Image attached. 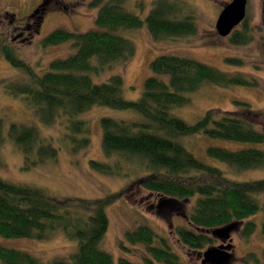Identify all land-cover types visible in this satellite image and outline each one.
<instances>
[{
	"label": "trees",
	"instance_id": "1",
	"mask_svg": "<svg viewBox=\"0 0 264 264\" xmlns=\"http://www.w3.org/2000/svg\"><path fill=\"white\" fill-rule=\"evenodd\" d=\"M57 2L60 0H42L29 18L30 21L36 18V33L48 8L66 10L65 6H56ZM128 2L91 0L89 7L98 10L93 29L82 33L55 29L48 33L40 46L71 42L75 51L65 59L52 61L43 75L35 73L19 58L8 36L0 45L4 59L27 77L8 85L7 93L20 99L39 123L45 126L59 123L64 129L62 139L71 146V153L87 150L91 144L88 124L75 120V116L94 106L133 112L135 117L129 120H100L102 151L107 161H90L89 165L106 176H138L121 192L98 199L52 197L40 188L0 178V237L48 241L61 234L74 244L68 260L56 259L51 263L0 244V264H115L113 256L101 248L109 227L106 209L121 197L130 200L128 194L133 188L137 194L145 193L155 200V206L151 207L155 214L184 216L186 224L177 227L175 234L190 250H203L218 240L229 242L232 232L239 229L240 236L248 240L256 230V224L249 219L264 212V203L261 205L258 198L264 194V179H231L220 169L197 159L181 140L203 135L239 144L264 145V131L232 113L208 110L196 123L188 124L176 117L173 110L186 107L190 95L207 84L227 88L259 87V83L241 73H225L197 60L171 54L160 55L150 62V75L137 100L123 98L125 87L120 74H113L102 83L94 82L92 76L113 71L134 56L135 45L122 35L124 31L145 26L155 42L197 33L194 13L180 0H154L144 19L127 11ZM139 6L143 8V3ZM228 38L241 46L253 41L247 18L242 29L235 28ZM226 61L242 63L235 59ZM241 106L249 107L244 103ZM3 126L0 119V145L4 142ZM7 135L23 155L24 171L57 159L58 151L52 141L41 137L34 125L11 123ZM206 154L236 171L264 169V148L210 147ZM261 233L262 258L249 253L243 258L245 264H264V222ZM126 244L144 248L146 256L142 264H184L168 240L147 225L125 231L119 248L129 251ZM211 250L213 253L205 257L217 258V254H222ZM117 263L136 264L125 258Z\"/></svg>",
	"mask_w": 264,
	"mask_h": 264
},
{
	"label": "rangeland",
	"instance_id": "2",
	"mask_svg": "<svg viewBox=\"0 0 264 264\" xmlns=\"http://www.w3.org/2000/svg\"><path fill=\"white\" fill-rule=\"evenodd\" d=\"M90 1L60 0L56 6H65L66 10L48 8L43 14L36 33V18L30 21L28 17L42 3V0H0V45L8 36L19 58L25 60L35 73L43 75L48 71L52 61L67 58L74 53L75 49L71 42L47 48L40 46L39 42L55 29L76 33L93 29L98 10L89 7ZM153 1L129 0L126 9L144 19ZM180 1L187 4L194 13L197 25V33L194 36L155 42L145 26L137 30L124 31L122 35L135 45L134 56L127 63L115 67L113 71L92 76L93 81L102 83L111 75L120 74L125 87L123 98L134 101L140 98L144 90V81L150 75L149 64L154 58L164 54L191 58L225 73L244 74L255 79L259 87L224 88L207 84L190 95L191 100L186 107L174 109L173 114L188 124H194L208 110H215L218 114L232 113L264 131V0H247L246 18L248 26L252 28L254 39L242 46L231 43L228 37H220L215 28L223 7L232 0ZM140 3H143V8L139 6ZM11 22L13 24L9 25ZM236 29L241 30L242 23ZM227 59L240 60L242 63L233 64L226 61ZM26 78L22 71L12 67L0 53V119L4 124V142L0 145V178L15 184L40 188L52 197L84 199L104 198L121 192L136 180L138 176L102 175L93 171L89 165L90 161H107L102 151L100 120L102 118L129 120L135 117L133 112L94 106L89 111L75 116V120L88 124L91 131L89 135L91 144L87 150L73 154L69 143L62 139L64 129L59 123L50 126L39 123L33 112L20 99L13 98L7 93L8 85ZM243 103L248 104L249 107L241 106ZM11 123L36 126L41 137L52 141L58 151L57 159L30 171H24L23 155L7 135L8 126ZM181 142L197 159L220 169L231 179L237 181L264 179V169L236 171L206 154V150L210 147L240 150L252 146L264 148V145L239 144L210 139L203 135L185 137ZM128 195L130 200L121 197L106 209L109 227L101 248L113 256L115 264H118L117 261L120 258L142 264V258L146 256L142 246L126 244L129 251L119 248L124 232L140 225H147L159 236L165 237L184 264H245L243 258L249 253L262 258L263 211L249 219L256 224V230L248 240L240 236L239 229L232 232L229 242L218 240L213 246L196 251L183 246L175 234L177 227L186 224L184 216L181 214L170 217L159 216L155 214L154 209L151 210V207L155 206L154 199L147 198L145 193L137 194L134 188ZM258 198L262 205L264 194ZM188 210L189 207L186 208V211ZM0 244L26 251L44 263H51L56 259L68 260L74 251V244L61 234L54 235L48 241L0 237ZM211 249H216L222 254L217 258L204 257V254Z\"/></svg>",
	"mask_w": 264,
	"mask_h": 264
},
{
	"label": "water",
	"instance_id": "3",
	"mask_svg": "<svg viewBox=\"0 0 264 264\" xmlns=\"http://www.w3.org/2000/svg\"><path fill=\"white\" fill-rule=\"evenodd\" d=\"M247 0H232L223 7L220 12L215 28L220 37H228L233 30L246 18ZM215 252V251H214ZM213 251L208 250L204 257ZM221 254H217L220 256Z\"/></svg>",
	"mask_w": 264,
	"mask_h": 264
},
{
	"label": "flooded vegetation",
	"instance_id": "4",
	"mask_svg": "<svg viewBox=\"0 0 264 264\" xmlns=\"http://www.w3.org/2000/svg\"><path fill=\"white\" fill-rule=\"evenodd\" d=\"M40 5H41V4H40ZM40 5H39V6H40ZM39 6H38V7H39ZM38 7H37V8H38ZM35 11H36V10H35ZM35 11H34V12H35ZM34 12H33L28 18L32 17V15L34 14Z\"/></svg>",
	"mask_w": 264,
	"mask_h": 264
}]
</instances>
